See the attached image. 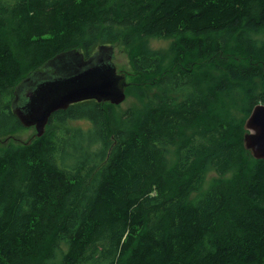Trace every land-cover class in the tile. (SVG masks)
<instances>
[{
    "label": "trees",
    "instance_id": "16d2710c",
    "mask_svg": "<svg viewBox=\"0 0 264 264\" xmlns=\"http://www.w3.org/2000/svg\"><path fill=\"white\" fill-rule=\"evenodd\" d=\"M259 32L264 0H0V138L22 126L24 79L40 75L44 107L103 93L0 148V264H264V159L244 146L264 104ZM148 37L170 39L167 54ZM114 43L135 73L126 110L106 98L119 95ZM226 95L242 99L237 122ZM208 167L234 174L190 200Z\"/></svg>",
    "mask_w": 264,
    "mask_h": 264
},
{
    "label": "rangeland",
    "instance_id": "374dc122",
    "mask_svg": "<svg viewBox=\"0 0 264 264\" xmlns=\"http://www.w3.org/2000/svg\"><path fill=\"white\" fill-rule=\"evenodd\" d=\"M253 36L259 40H264V32L255 33L253 34ZM143 41H146L147 43L146 50H160L162 53L167 54V50L170 44V39L159 38V37H148ZM108 47L111 49V52H112L110 60L113 65L114 73L116 72L115 74L118 77L119 82H120V88L117 91H118V94L121 95V89H122L121 84L129 82L133 80L135 77V73L133 72L130 62H129V59H130L129 50H125L124 47L120 43H114L112 45H108ZM141 47L145 48L142 45ZM137 50H139V47ZM165 62H167L166 59L164 60V63ZM19 97L23 101H25V104H27L26 106H23L24 108L27 107L25 108L27 115L23 118L25 119L26 122H24L23 119L21 118L20 121L22 123V126L20 128H17L9 136L1 137L0 138V148L5 147L8 144H12V145L24 144L26 142L34 140L35 137H37V130L35 127V122H36V119H38V116L40 115L39 114L40 108H37L35 112L33 113L32 107L28 104L29 103L28 99L23 98L22 95H19ZM222 99L225 100V102L227 103V110L233 116V119L235 120V122L239 121L240 118L243 116L242 99L240 98L236 102H233L232 97L230 95H226L222 97ZM116 104H117L116 109L126 110L128 108L137 106L138 103L133 97L123 94V98L120 99L118 102H116ZM29 120H32L33 122L34 121L35 122L33 124H30ZM78 124L82 126L83 128L88 126V123L84 121H79ZM46 128L47 126L45 125L44 130H46ZM168 157H169V162H172L174 159L172 148L170 150ZM233 174H234V171L231 170L224 175H218L213 168L208 167L205 170L200 191L192 193L190 196V200H195L196 198H198V196L202 192L206 191L217 180L229 179Z\"/></svg>",
    "mask_w": 264,
    "mask_h": 264
},
{
    "label": "water",
    "instance_id": "95a60500",
    "mask_svg": "<svg viewBox=\"0 0 264 264\" xmlns=\"http://www.w3.org/2000/svg\"><path fill=\"white\" fill-rule=\"evenodd\" d=\"M108 60L111 59V54H109L108 57H106ZM111 61V60H110ZM49 79L51 78L49 75H47ZM40 78V75H37L36 78H27L24 79L17 87H16V97H18L21 92V90L24 91V93H21L23 98L28 99V104L33 108V113L37 108H40L38 119H36L35 127L37 130V136H40L45 128V125H47V122L49 120V117L51 114L57 110H61L66 108L70 103L74 101L83 100L86 98H96L98 99L99 95H102L101 87L95 88L93 86H79L80 89H75L73 91H66L63 94H61L59 97H55L54 99H50L46 104L45 107L42 106L44 102V98H47V95H49V92L37 91L36 85ZM79 83H82V75H79L78 79ZM101 86V85H100ZM36 92H39V99L36 101H33V96L36 95ZM123 91L121 90V95H118L120 97L113 99L111 95L108 93L106 94V98L111 100L112 102L116 103L120 99L123 98ZM54 96L57 95V92H54ZM27 104H25L26 106ZM39 105V106H37ZM12 110L18 115V117L23 119L27 113L25 108L27 107H18L16 105V102L14 101L12 103ZM43 108V109H42ZM29 116V114H28ZM31 117V115H30ZM24 122L25 119H23ZM30 124H33L34 122L32 120H29ZM245 129L247 132L244 134V146L245 148L252 154V156L255 159H264V104L256 105L251 113L249 114L248 118L245 122Z\"/></svg>",
    "mask_w": 264,
    "mask_h": 264
},
{
    "label": "bare ground",
    "instance_id": "6f19581e",
    "mask_svg": "<svg viewBox=\"0 0 264 264\" xmlns=\"http://www.w3.org/2000/svg\"><path fill=\"white\" fill-rule=\"evenodd\" d=\"M86 75H87V76H90V75H91L90 70L86 71ZM107 76H108V73H107V74L105 75V77L103 78L104 83H107V82H108V79H107L108 77H107ZM103 85H104V84H103ZM107 87H108V86H106V91H107V93H108L109 95H111V96H113V97H117V98L120 97V96H116V94H115V91H116V90H112V91L110 92V91L107 90ZM23 96H24V95H23Z\"/></svg>",
    "mask_w": 264,
    "mask_h": 264
},
{
    "label": "flooded vegetation",
    "instance_id": "af4514ba",
    "mask_svg": "<svg viewBox=\"0 0 264 264\" xmlns=\"http://www.w3.org/2000/svg\"><path fill=\"white\" fill-rule=\"evenodd\" d=\"M32 106V105H31ZM33 109V108H32Z\"/></svg>",
    "mask_w": 264,
    "mask_h": 264
}]
</instances>
